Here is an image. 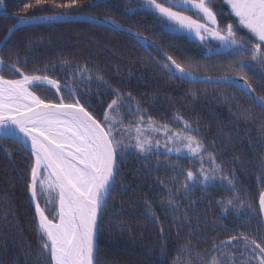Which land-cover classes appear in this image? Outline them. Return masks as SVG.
Returning <instances> with one entry per match:
<instances>
[{"label":"trees","instance_id":"trees-1","mask_svg":"<svg viewBox=\"0 0 264 264\" xmlns=\"http://www.w3.org/2000/svg\"><path fill=\"white\" fill-rule=\"evenodd\" d=\"M27 2L4 0L0 7V42L16 22L13 13ZM218 2L213 0V8L223 27L229 23L225 17L229 12L223 6L220 13L216 8ZM81 3L82 9L43 6L28 15L109 17L154 42L162 53L177 62L190 64V70L199 77L242 75L229 67L240 57L220 49L217 40L208 38L201 42L170 31L161 16L147 7L125 14L126 5L136 7L137 0H81ZM194 13L185 12L195 18ZM235 22L236 18L230 23ZM237 34L250 38L241 27ZM0 58L5 65L15 64L26 74H47L62 86L76 89L75 96L69 95L68 88L59 95L65 102L78 98L100 119L114 98L113 89L131 93L133 111L138 104L145 117L169 124L175 130L182 129L187 122L193 134L214 155L222 172L230 177L234 174L233 183L245 207H229L225 211L220 201L231 198L232 192L220 186L219 181L208 187L197 182L189 195H183L180 186L185 182V175L181 170L185 174L188 170L198 174L199 160L184 155L178 159L165 148L158 152L154 149L156 154L148 158L135 149L127 151L118 160L116 187L99 217L100 264H202L201 256L207 264L212 255H218L212 251V245L237 232L253 238L264 237L259 210V195L264 191V113L252 108L239 88L223 83H190L171 77L160 66L167 61L155 49H145L123 33L86 22L21 27L11 35L7 47L1 48ZM244 59L250 60V57ZM84 66L90 71L91 80L74 81L73 72ZM0 75L6 79L21 78L8 66L0 70ZM97 76H102L106 83ZM247 76L257 94L264 95V81L259 75L249 72ZM32 90L42 99L59 98L55 89ZM119 111L126 117L125 124L135 121L127 108ZM178 116L182 119L177 120ZM205 161L207 167L206 157ZM33 163V157L19 143L0 140V264H50L48 257L40 255L37 217L29 197ZM121 183L127 186L126 191L120 190ZM169 188L179 189L175 194L179 202L176 214L166 203L162 205ZM52 196L56 197V193ZM44 199L41 197L39 202L51 218L55 215L54 207L46 206ZM146 202L151 205L154 216L146 209ZM182 248L192 251H180Z\"/></svg>","mask_w":264,"mask_h":264},{"label":"snow or ice","instance_id":"snow-or-ice-1","mask_svg":"<svg viewBox=\"0 0 264 264\" xmlns=\"http://www.w3.org/2000/svg\"><path fill=\"white\" fill-rule=\"evenodd\" d=\"M3 3L4 0H0V7ZM226 3L236 22L223 27L217 21L213 0H137L136 7L126 5L125 14L147 7L166 18L164 23L173 31L187 30L201 42L209 37L217 40L220 49L231 56L240 57L229 67L242 74L239 77L242 81L239 87L250 106L264 113V95L257 94L247 76L251 72L264 81V0H226ZM43 6L82 9L84 5L81 0H29L13 13L16 23L8 32L13 33L19 25L62 18L28 15L31 10ZM190 8L195 9V18L185 14ZM3 14L7 18L6 11ZM100 23L112 31L127 32L145 49H155L154 42L147 41L140 33H134L131 29H124L114 19L105 17ZM239 27L246 29L250 38L238 36ZM9 40L10 36H6L0 42V48L7 47ZM161 55L167 62L160 66L169 76L182 81L200 79L190 70V64L179 63L167 53ZM245 56H249L250 60L244 59ZM4 66L10 67L21 78L6 79L0 75V140L19 143L34 157L28 188L30 198L35 203L40 255L48 257L50 264H100L97 244L100 223L98 212L103 210L107 197L116 187L118 160L123 159L129 149H135L148 158L150 154H156L154 149L158 152L163 146L168 154L174 153L178 159L184 155L189 159L199 160L198 174L192 170L185 174L181 170V174L185 175V182L180 186L183 195H189L191 187L197 182L208 187L219 181L220 186L232 192L231 198L220 201L224 210L228 211L229 207H245V201L240 199L235 189L234 174L230 177L222 172L214 155L193 134L194 130L187 122L182 129L175 130L169 124H161L150 116L145 117L138 104L133 111L131 102L134 98L131 93L124 94L119 89H113L114 98L100 119L96 113L81 104L78 98L65 102L64 97L59 94L68 85L62 86L59 80L47 74H26L15 64L5 65L0 58V70ZM77 78L91 80L92 76L84 66L73 72L72 79L75 81ZM96 78L106 83L102 76ZM223 79L237 83L236 77L225 76ZM37 87L55 89L59 98L42 99L32 90ZM68 93L75 96L76 89L68 88ZM121 108H127L129 115L136 118L135 121L125 124L126 117L120 115ZM181 119L182 117H177V120ZM157 133L165 137L163 145ZM119 187L121 191L127 189L123 183ZM176 191L179 189L174 191L169 188L166 201H162V205L166 203L173 214L179 212ZM53 192L56 197L52 196ZM41 197L45 198L46 206L51 204L54 207L55 215L51 218L46 214V207H41ZM145 207L155 215L149 203L146 202ZM259 210L264 214V191L259 195ZM261 224L264 226V221ZM180 251L190 253L192 250L182 248ZM212 251L218 255H212L207 264H264V237L253 238L245 232H237L225 241L214 243ZM200 259L204 264V256Z\"/></svg>","mask_w":264,"mask_h":264},{"label":"water","instance_id":"water-1","mask_svg":"<svg viewBox=\"0 0 264 264\" xmlns=\"http://www.w3.org/2000/svg\"><path fill=\"white\" fill-rule=\"evenodd\" d=\"M51 16H62L61 19H53V20H43V21H35L33 23H30V24H27V25H19L15 30L14 32L21 28V27H24V26H29V25H39V24H52V23H61V22H86V23H90V24H95V25H98V26H103V27H106L108 28L105 24L103 23H100V21H103L104 18H99V17H96L97 19L96 20H93L92 17H95V16H89V15H77V16H69V15H51ZM40 17V16H39ZM16 23V22H15ZM124 29H128L126 27H124ZM132 31V30H131ZM13 32V33H14ZM117 32H120V33H123L127 36H129L131 38V36L127 33V32H124V31H117ZM134 33H137L135 31H132ZM13 33H9L7 32V34L5 35L6 36H10L13 34ZM143 36V35H142ZM5 37L3 38L2 41H4ZM144 37V36H143ZM147 39V38H146ZM134 40V39H133ZM1 41V42H2ZM136 41V40H135ZM147 41H150L147 39ZM137 42V41H136ZM151 42V41H150ZM158 49L156 46H155V50ZM1 50V48H0ZM157 51V50H156ZM160 55L162 53V51L159 49V51H157ZM163 58L164 56L161 55ZM165 59V58H164ZM230 77H236L237 78V83L236 84H233L231 83L230 81H225L223 78H205V77H200V79L196 80V81H187V80H184L186 82H190V83H223V84H228V85H232V86H235L237 88L240 89L239 85L242 84V81L239 79L238 76H230ZM21 145V144H20ZM29 151V150H28ZM29 197H30V191H29ZM108 198V197H107ZM30 201H31V205H32V208L35 212V203L31 200L30 198ZM104 209V208H103ZM103 211V210H102ZM102 211L98 212V216L100 217V214L102 213ZM36 214V212H35ZM37 217V216H36ZM261 217H262V220L264 221V214H261Z\"/></svg>","mask_w":264,"mask_h":264},{"label":"rangeland","instance_id":"rangeland-1","mask_svg":"<svg viewBox=\"0 0 264 264\" xmlns=\"http://www.w3.org/2000/svg\"><path fill=\"white\" fill-rule=\"evenodd\" d=\"M219 2L216 4V8L218 9V11L220 12V13H223L222 12V8H223V6L224 7H226L227 9H228V14L225 16L227 19H228V21L227 22H232V20L235 18L233 15H231L230 13H231V9H230V7L227 5V3H226V0H218ZM189 10H191V11H195V9H189ZM155 11V10H154ZM156 12V11H155ZM156 13H158V12H156ZM159 14V13H158ZM160 15V14H159ZM164 21H166V18H163V17H161ZM203 22H205V21H203ZM165 25H166V27L169 29V30H171V31H173L171 28H169L168 26H167V24L166 23H164ZM242 28V27H241ZM243 29V28H242ZM243 30H245L246 32H247V30L246 29H243ZM173 32H175V33H181V34H184V35H186L187 37H190V38H195V39H199V38H197L194 34H189L188 33V31L187 30H182V31H173ZM248 33V32H247ZM250 35V34H249ZM210 38V37H209ZM199 77V76H198ZM160 139H161V142H162V145H163V141H164V139H165V137H163V134H161V133H157L156 134ZM164 147L163 146H161L160 147V149H163ZM129 150H131V149H129ZM128 150V151H129Z\"/></svg>","mask_w":264,"mask_h":264},{"label":"bare ground","instance_id":"bare-ground-1","mask_svg":"<svg viewBox=\"0 0 264 264\" xmlns=\"http://www.w3.org/2000/svg\"><path fill=\"white\" fill-rule=\"evenodd\" d=\"M47 16H51V15H47ZM164 26H165V28L166 29H168L167 27H166V25L164 24ZM129 29V28H128ZM169 30V29H168ZM133 31V30H132ZM171 31V30H170ZM26 149V148H25ZM27 150V149H26ZM28 151V150H27ZM29 152V151H28ZM30 153V152H29ZM33 157V156H32ZM33 159H34V157H33Z\"/></svg>","mask_w":264,"mask_h":264}]
</instances>
